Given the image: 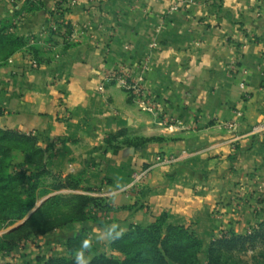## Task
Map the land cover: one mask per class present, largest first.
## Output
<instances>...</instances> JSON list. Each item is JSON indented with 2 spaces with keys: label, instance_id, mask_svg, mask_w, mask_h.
<instances>
[{
  "label": "crops",
  "instance_id": "0c3cea01",
  "mask_svg": "<svg viewBox=\"0 0 264 264\" xmlns=\"http://www.w3.org/2000/svg\"><path fill=\"white\" fill-rule=\"evenodd\" d=\"M5 1L6 14L17 12L12 29L50 59L17 52L0 65V127L35 138L46 170L108 204L5 259L65 255L81 228L93 241L90 257L116 254L97 232L111 223L126 232L161 215L203 247L264 222V129H253L264 125V0ZM120 63L145 66L158 116L140 110L118 80L99 92L105 71ZM235 109L242 117L229 128ZM158 153L180 159L124 191L131 170Z\"/></svg>",
  "mask_w": 264,
  "mask_h": 264
},
{
  "label": "trees",
  "instance_id": "16d2710c",
  "mask_svg": "<svg viewBox=\"0 0 264 264\" xmlns=\"http://www.w3.org/2000/svg\"><path fill=\"white\" fill-rule=\"evenodd\" d=\"M218 1L214 0V3ZM4 30L6 26L0 25V48H3L0 65H5V61L23 49L38 64L49 61L50 57L40 46L29 44L28 39L21 35L6 34ZM17 152L27 154L26 162H16ZM25 163L29 166H25ZM44 170L41 150L35 147V138L0 127V229L21 220L35 206L39 197L63 188L80 189L78 182L67 176V180L62 179L48 192L39 194L38 179ZM75 197L79 201L76 214L55 216L51 214V209L60 196L56 193L48 196L23 225L0 237V255H12L18 250V243L23 245L29 236L45 235L75 223L82 225L87 219L96 217V213L92 212L93 207L104 211L108 206L101 197L86 193H79ZM164 223L165 217L161 215L146 226H133L120 239L110 243L116 254L96 253L91 257V264H196L202 248L201 240L182 225L164 226ZM86 238V231L81 228L65 241L66 255L37 257L36 264H73L71 257ZM258 243L263 245V250L252 257L253 264H264V222L248 233H222L209 246L206 264H246L239 254L254 251ZM31 262L26 260L22 264ZM0 264L14 263L4 259Z\"/></svg>",
  "mask_w": 264,
  "mask_h": 264
},
{
  "label": "built area",
  "instance_id": "2783aa9c",
  "mask_svg": "<svg viewBox=\"0 0 264 264\" xmlns=\"http://www.w3.org/2000/svg\"><path fill=\"white\" fill-rule=\"evenodd\" d=\"M149 46L155 47L157 46V42H151ZM31 64L36 66V62L31 60ZM235 65L231 64V68H234ZM145 66L142 65L138 70H134V68L126 63H120L117 66L108 69L105 71L103 80L100 82L98 86L99 92H103L105 81L109 80H118L121 82V85L124 87L126 91L131 95L132 99L135 101L140 110L145 112H150L156 116L161 113V108L158 101L155 99L153 93L145 87L144 81L145 77L143 75V71ZM240 87L242 89L245 88V84L243 82L240 83ZM3 106L0 104V113L2 112ZM234 117L231 119L226 125L229 128H235L238 125V120L242 117V111L240 109H235ZM264 129V125H260L254 127L253 129ZM180 155L174 153H158L153 156V160L148 164L131 170L130 179L128 183L123 188L124 191H132L134 188L140 187L144 181L146 180L149 172L156 166H170L177 161H179ZM93 196V195H92ZM101 197V196H97ZM93 213H100L99 209L93 207ZM108 219L107 216H104Z\"/></svg>",
  "mask_w": 264,
  "mask_h": 264
},
{
  "label": "rangeland",
  "instance_id": "374dc122",
  "mask_svg": "<svg viewBox=\"0 0 264 264\" xmlns=\"http://www.w3.org/2000/svg\"><path fill=\"white\" fill-rule=\"evenodd\" d=\"M3 4H7V1L5 0H0V25H4L6 26V30H4V33L8 34V33H15L17 34L12 27L14 26V22L16 21V19H12L13 14H6L5 13V9H3ZM15 20V21H14ZM26 38V37H24ZM40 46V45H38ZM21 52L23 55H25L27 53V51L25 49L19 51ZM2 53H3V48H0V63H2ZM9 60L5 61L6 63H8ZM145 112V111H144ZM150 113V112H148ZM152 114V113H150ZM18 163V161H16ZM61 177H57L56 175H54L53 173H51L49 170H44L43 173L39 176L38 179V192L39 194H44L46 192H48L52 187L58 185L61 182ZM56 193L59 194L60 199H57L51 209V214L55 215V216H61V215H66V216H72L74 214H76V212L78 211V207H79V201L77 200V198L75 196H77V194L81 193L78 190H72V189H67V188H63L60 189L56 192H51L50 194H45L41 197L38 198L35 206L21 219V220H17L14 221L12 223H9L7 226H5V228L0 229V237L3 234L6 233H10L13 232L15 230H17L21 225H23V223L28 219L26 218L28 216V214L34 210L35 208L37 209L42 202L51 194ZM35 209V210H36ZM34 212V211H33ZM32 212V213H33ZM31 213V214H32ZM24 218H26V220L24 221ZM12 229V230H11ZM11 230V231H8ZM252 230V229H251ZM250 232V231H249ZM248 233V232H247ZM238 234V233H237ZM42 236L41 235H37V236H29L24 240V243L28 240H35L37 237ZM219 236L214 237L213 239H211V241L209 242L208 245L206 246H202L200 252L197 255V262L196 264H206L207 263V252H208V248L209 246L215 242V240L218 238ZM19 247L22 245L21 242L18 243ZM263 250V245L261 243H258L255 250H248L245 253H240L239 254V258L243 261L246 262V264H253V260L252 257L254 255H256L258 252ZM53 255V254H52ZM66 255V254H65ZM50 255H46V254H38L37 256L34 257L33 260H31L32 264H36V258L37 257H48ZM6 257V256H5ZM4 256L0 255V262L3 261L5 259ZM9 260V259H8ZM11 261V260H9ZM14 264H18L15 261H11ZM22 264V263H20Z\"/></svg>",
  "mask_w": 264,
  "mask_h": 264
},
{
  "label": "clouds",
  "instance_id": "9594fccd",
  "mask_svg": "<svg viewBox=\"0 0 264 264\" xmlns=\"http://www.w3.org/2000/svg\"><path fill=\"white\" fill-rule=\"evenodd\" d=\"M124 234V230L118 223H111L106 225L102 230L96 233L97 242H114L120 239ZM93 247L91 238H86L81 241L78 249L74 251L71 257L73 264H91V257L88 253Z\"/></svg>",
  "mask_w": 264,
  "mask_h": 264
},
{
  "label": "water",
  "instance_id": "95a60500",
  "mask_svg": "<svg viewBox=\"0 0 264 264\" xmlns=\"http://www.w3.org/2000/svg\"><path fill=\"white\" fill-rule=\"evenodd\" d=\"M36 209V208H35ZM35 209L34 210H32L29 214H28V216L26 217V218H28L30 215H31V213L33 212V211H35ZM26 218H24V221L26 220ZM12 230V229H11ZM11 230H8V231H11Z\"/></svg>",
  "mask_w": 264,
  "mask_h": 264
}]
</instances>
